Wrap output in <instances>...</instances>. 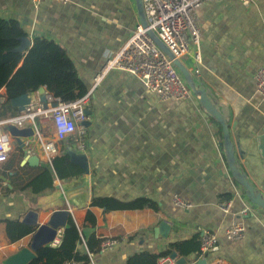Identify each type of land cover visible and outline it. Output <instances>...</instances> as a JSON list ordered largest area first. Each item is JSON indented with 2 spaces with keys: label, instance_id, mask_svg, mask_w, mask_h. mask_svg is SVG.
I'll return each mask as SVG.
<instances>
[{
  "label": "crops",
  "instance_id": "0c3cea01",
  "mask_svg": "<svg viewBox=\"0 0 264 264\" xmlns=\"http://www.w3.org/2000/svg\"><path fill=\"white\" fill-rule=\"evenodd\" d=\"M197 13L204 65L195 86L210 90L213 101L227 109L237 163L264 196V153L258 138L264 134V96L255 84V74L264 65V0H208ZM0 19L17 21L32 42L39 37L65 46L91 87L107 56L121 49L140 22V13L136 0H0ZM183 61L188 63L189 56ZM5 92L1 85L0 97ZM88 112V203L77 197L70 204L65 198L61 186L70 179H57L38 193L31 187L22 190L29 175L50 163L42 158L38 165L24 162L26 153L21 154L18 144L19 150L14 147L0 163V260L28 246L31 236L9 242L4 219L22 220L33 209L47 223L55 209L68 205L85 235L95 232L102 241L119 240L113 249L93 253L89 264H126L138 251L159 252L171 241L200 236V228L218 234L219 249L192 252L187 264H264V208L252 203L233 179L218 125L197 93L185 100L161 99L136 76L112 69L95 90ZM60 147L72 153L68 141ZM10 164L27 167L8 177ZM94 196L146 197L155 208L106 212L91 206ZM175 196L192 206L177 205ZM226 200L231 201L227 212L221 206ZM245 207L249 212L243 214ZM88 210L97 217L95 226H82ZM163 221L170 225L167 236L160 229ZM233 221L245 225L240 240L225 235Z\"/></svg>",
  "mask_w": 264,
  "mask_h": 264
},
{
  "label": "built area",
  "instance_id": "2783aa9c",
  "mask_svg": "<svg viewBox=\"0 0 264 264\" xmlns=\"http://www.w3.org/2000/svg\"><path fill=\"white\" fill-rule=\"evenodd\" d=\"M32 1L37 4L41 0ZM57 1L67 3L70 0ZM206 1L208 0H143L147 26L141 22L136 24L121 49L107 56L100 70L93 76L91 87L83 96L67 101L43 86V91L29 93L30 103L20 114L0 120V163L9 159L11 151L17 145L9 130L11 126L33 130L31 136L23 138L26 154L38 155L47 163H51L52 158L60 153V144L64 141L71 144L73 153L85 154L88 133L86 123L90 119L88 106L95 90L112 69H122L136 76L161 99H187L193 90L174 63V58L180 59L194 78L201 74L204 64L197 10ZM240 1L249 4L251 0ZM149 31L156 34L174 58L169 57L156 44ZM185 56H189L188 63L183 61ZM255 84L258 92L264 96V65L255 74ZM4 100L5 97L1 96L0 101ZM174 201L181 207L192 206L178 196H175ZM221 204L226 212L229 211L230 200ZM248 212L249 207L242 210L243 214ZM200 233L201 254L219 249V238L215 231L200 228ZM225 235L230 240L242 239L245 235L243 221H233L227 227ZM62 236L63 228H59L49 245L59 247ZM118 243V239L108 238L102 241L100 250L113 249ZM177 259L178 257L171 255L161 256L158 264H177ZM65 264L82 262L69 260Z\"/></svg>",
  "mask_w": 264,
  "mask_h": 264
},
{
  "label": "trees",
  "instance_id": "16d2710c",
  "mask_svg": "<svg viewBox=\"0 0 264 264\" xmlns=\"http://www.w3.org/2000/svg\"><path fill=\"white\" fill-rule=\"evenodd\" d=\"M22 36L28 35L17 21L0 19V86L5 85L6 87L5 100L0 101V120L21 113L17 107L12 105L13 98L37 91L40 87L45 86L52 93L67 101L83 96L90 88L80 77L74 60L65 46L56 41L38 37L25 52L16 51L15 48L22 42ZM211 118L218 125V133L224 147L222 126L213 116ZM15 148L19 150L18 145ZM20 151L23 154L24 150ZM238 166L245 172L239 164ZM26 167V165L19 164L14 168L10 164L5 170L6 176H17ZM13 172L17 173L13 175ZM83 172L84 170L72 161L70 153L63 148L52 158L50 166L44 167L39 174L29 175L25 179L22 190L31 187L33 192L38 193L52 187L57 179L62 181L76 179ZM233 179L237 182L234 177ZM9 192L15 191L10 190ZM91 206L102 207L107 212L119 209L155 208V203L146 197L122 200L113 196H94ZM4 220L5 234L9 242H16L31 235L35 230L34 226L25 224L20 218ZM96 224V215L88 210L82 226H95ZM101 243L102 239L98 238L95 232L85 235L83 228L78 225L73 216H70L66 226L63 227L61 245L59 247L42 246L37 251V257L29 264H65L69 260L89 264L90 254L99 252ZM192 252H200L198 235L190 239L171 241L165 250L159 252L138 251L127 260L126 264H158V258L161 256H187Z\"/></svg>",
  "mask_w": 264,
  "mask_h": 264
},
{
  "label": "water",
  "instance_id": "95a60500",
  "mask_svg": "<svg viewBox=\"0 0 264 264\" xmlns=\"http://www.w3.org/2000/svg\"><path fill=\"white\" fill-rule=\"evenodd\" d=\"M138 10L140 13V22L147 26V20L144 12L143 0H136ZM149 34L154 39L156 44L164 50L169 57L174 58L171 51L166 47V45L156 36L153 31H149ZM21 44L15 48L16 51L25 52L31 45L32 41L29 36L21 37ZM174 63L179 68L184 78L187 80L192 90L197 93L200 97V102L203 108L213 116L222 126L223 133V143L225 149V155L227 157V163L229 170L232 176L237 180V182L246 189V194L249 200L264 208V196L262 193L258 192L255 187L249 181L246 172H243L237 163L235 157L234 145L230 138V127L228 123L229 113L223 105H217L213 101V96L210 90L207 89H198L195 86V78L191 75L188 68L183 64L180 59L174 58ZM40 91H43V87H40ZM11 103L14 107H17L20 111L25 110L26 106L30 103L29 93H25L18 97H15L11 100ZM88 124V122L86 123ZM10 133L15 137L16 143L24 149V137L31 136L33 130L31 128H17L16 126L10 127ZM260 149L264 153V134L260 135ZM72 161L78 164L84 170V176H80L76 179H72L63 183L61 190L65 196L68 198L70 204H75V198L79 197L84 200L85 203L89 202L90 199V186H89V177L87 171L89 169V163L87 156L81 153H71ZM24 162H29L31 165H38L40 162V157L38 155H29L26 154ZM60 188V186H58ZM77 195V196H76ZM72 216V213L67 206L64 208L55 209L48 220L47 223H41L39 221V212L33 209L27 211V213L22 217V221L25 224L32 225L35 227L34 232L30 236V242L28 246H23L21 249L9 253L0 260V264H29L33 259L37 257V251L39 248L45 245H49L58 232L59 228L66 226L69 217ZM160 229L163 235L167 236L170 231V225L163 221L160 224ZM173 257H178L177 264H187L188 259L186 256L171 255Z\"/></svg>",
  "mask_w": 264,
  "mask_h": 264
}]
</instances>
